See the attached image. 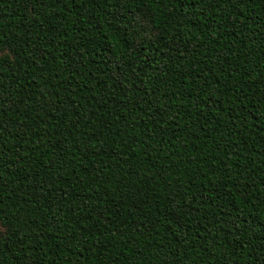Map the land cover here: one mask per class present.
Here are the masks:
<instances>
[{
	"label": "trees",
	"instance_id": "trees-1",
	"mask_svg": "<svg viewBox=\"0 0 264 264\" xmlns=\"http://www.w3.org/2000/svg\"><path fill=\"white\" fill-rule=\"evenodd\" d=\"M0 264H264V0H0Z\"/></svg>",
	"mask_w": 264,
	"mask_h": 264
}]
</instances>
